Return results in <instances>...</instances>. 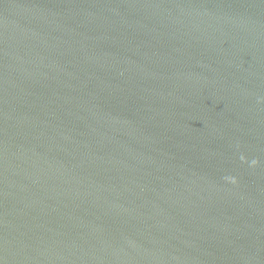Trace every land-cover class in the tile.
Masks as SVG:
<instances>
[{"label": "water", "instance_id": "95a60500", "mask_svg": "<svg viewBox=\"0 0 264 264\" xmlns=\"http://www.w3.org/2000/svg\"><path fill=\"white\" fill-rule=\"evenodd\" d=\"M0 264H264V0H0Z\"/></svg>", "mask_w": 264, "mask_h": 264}]
</instances>
